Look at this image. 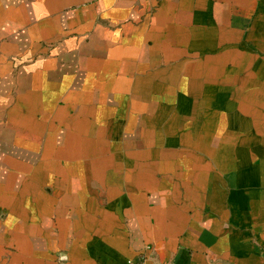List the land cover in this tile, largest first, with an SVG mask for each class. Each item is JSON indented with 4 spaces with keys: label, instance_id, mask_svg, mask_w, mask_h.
Here are the masks:
<instances>
[{
    "label": "crops",
    "instance_id": "1",
    "mask_svg": "<svg viewBox=\"0 0 264 264\" xmlns=\"http://www.w3.org/2000/svg\"><path fill=\"white\" fill-rule=\"evenodd\" d=\"M146 259L264 264V0H0V264Z\"/></svg>",
    "mask_w": 264,
    "mask_h": 264
},
{
    "label": "built area",
    "instance_id": "2",
    "mask_svg": "<svg viewBox=\"0 0 264 264\" xmlns=\"http://www.w3.org/2000/svg\"><path fill=\"white\" fill-rule=\"evenodd\" d=\"M147 250L150 251L151 248H150V247H147ZM146 262H147V259H146V260H143V261H142V264H146Z\"/></svg>",
    "mask_w": 264,
    "mask_h": 264
}]
</instances>
